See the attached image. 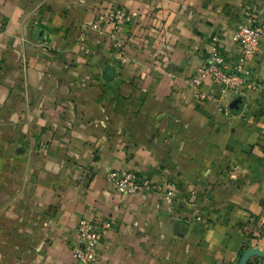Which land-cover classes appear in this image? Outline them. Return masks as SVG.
Here are the masks:
<instances>
[{
	"label": "crops",
	"instance_id": "obj_1",
	"mask_svg": "<svg viewBox=\"0 0 264 264\" xmlns=\"http://www.w3.org/2000/svg\"><path fill=\"white\" fill-rule=\"evenodd\" d=\"M264 0H0V264H71L82 219L106 220L99 264H238L264 250V45L255 90L197 102L188 81L212 40L233 65L244 6ZM124 26L118 66L93 26ZM109 170L178 187L121 194ZM248 264H264L251 258Z\"/></svg>",
	"mask_w": 264,
	"mask_h": 264
},
{
	"label": "built area",
	"instance_id": "obj_2",
	"mask_svg": "<svg viewBox=\"0 0 264 264\" xmlns=\"http://www.w3.org/2000/svg\"><path fill=\"white\" fill-rule=\"evenodd\" d=\"M244 11V20L236 26L232 37V42L239 48L238 61L233 65L227 64L214 38L208 56L188 81L191 96L195 101L211 102L220 112H225L227 106L212 91L205 90V82L208 81L211 86L217 87L221 94H242L258 87L256 81L246 77L244 66L263 55L264 20L253 6L245 5ZM134 18V12L121 8H111L95 16L93 26L97 30L102 32L103 26L111 27L107 39L110 55L118 66H123L128 61L122 33L124 26ZM105 181L121 194H158L167 205L173 203L178 192L174 182H153L135 170H109L105 175ZM110 227V222L106 220H80L75 229L76 244L72 250L71 264H99L98 243Z\"/></svg>",
	"mask_w": 264,
	"mask_h": 264
},
{
	"label": "water",
	"instance_id": "obj_3",
	"mask_svg": "<svg viewBox=\"0 0 264 264\" xmlns=\"http://www.w3.org/2000/svg\"><path fill=\"white\" fill-rule=\"evenodd\" d=\"M251 258H259L261 260H264V250L253 247L246 250L239 258L238 264H248Z\"/></svg>",
	"mask_w": 264,
	"mask_h": 264
},
{
	"label": "trees",
	"instance_id": "obj_4",
	"mask_svg": "<svg viewBox=\"0 0 264 264\" xmlns=\"http://www.w3.org/2000/svg\"><path fill=\"white\" fill-rule=\"evenodd\" d=\"M248 249H250V246H249V245H245V246L242 248L241 252L239 253L238 257L240 258L241 255H242L246 250H248ZM262 261H264V260H262Z\"/></svg>",
	"mask_w": 264,
	"mask_h": 264
}]
</instances>
